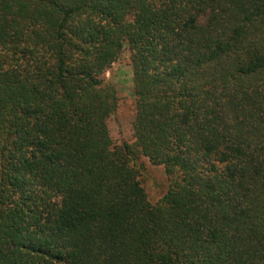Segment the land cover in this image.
Masks as SVG:
<instances>
[{"label":"trees","instance_id":"obj_1","mask_svg":"<svg viewBox=\"0 0 264 264\" xmlns=\"http://www.w3.org/2000/svg\"><path fill=\"white\" fill-rule=\"evenodd\" d=\"M0 264H264V0H0Z\"/></svg>","mask_w":264,"mask_h":264},{"label":"rangeland","instance_id":"obj_2","mask_svg":"<svg viewBox=\"0 0 264 264\" xmlns=\"http://www.w3.org/2000/svg\"><path fill=\"white\" fill-rule=\"evenodd\" d=\"M129 56V50L125 46L118 59L102 74L104 80L114 85L118 96L117 108L107 119L110 136L116 145L131 143L134 140L132 120L135 113V100ZM135 166L139 168V180L148 201L152 204L157 203L170 185L164 167L152 164L147 157L142 155L135 159Z\"/></svg>","mask_w":264,"mask_h":264}]
</instances>
